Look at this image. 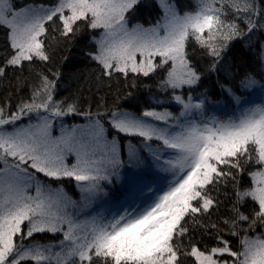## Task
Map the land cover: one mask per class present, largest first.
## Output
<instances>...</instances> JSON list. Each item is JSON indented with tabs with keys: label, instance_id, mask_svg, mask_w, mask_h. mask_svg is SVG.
I'll use <instances>...</instances> for the list:
<instances>
[{
	"label": "snow or ice",
	"instance_id": "snow-or-ice-1",
	"mask_svg": "<svg viewBox=\"0 0 264 264\" xmlns=\"http://www.w3.org/2000/svg\"><path fill=\"white\" fill-rule=\"evenodd\" d=\"M0 264H264V0H0Z\"/></svg>",
	"mask_w": 264,
	"mask_h": 264
}]
</instances>
